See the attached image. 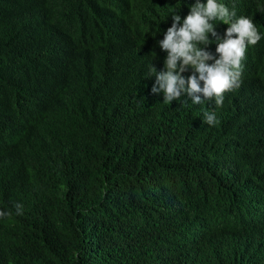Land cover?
Instances as JSON below:
<instances>
[{
    "label": "trees",
    "instance_id": "trees-1",
    "mask_svg": "<svg viewBox=\"0 0 264 264\" xmlns=\"http://www.w3.org/2000/svg\"><path fill=\"white\" fill-rule=\"evenodd\" d=\"M220 2L264 31V0ZM194 3L0 0V264H264L247 241L264 227V109L242 108L245 86L221 107L151 91L171 14Z\"/></svg>",
    "mask_w": 264,
    "mask_h": 264
},
{
    "label": "clouds",
    "instance_id": "clouds-1",
    "mask_svg": "<svg viewBox=\"0 0 264 264\" xmlns=\"http://www.w3.org/2000/svg\"><path fill=\"white\" fill-rule=\"evenodd\" d=\"M171 15L172 24L164 38L158 41L167 51L164 70L157 72L153 67L154 71L149 75H155L156 80L151 91L162 92L166 103L178 100L186 93L193 104L214 100L216 107H221L225 93H235L245 86L242 108L253 112L264 109L263 63L249 58L250 53L256 54L264 47V31L257 29L253 19L243 15L237 17L235 8L229 9L220 0H207L206 3L195 0L183 19L178 12ZM213 21L228 25L224 34L216 32ZM209 33L217 45L216 56L205 50V46L213 42ZM189 69L191 75L187 78L181 75ZM204 121L210 126L218 123L215 113L210 111L204 113ZM16 214H23L19 204L16 205ZM10 215L0 211V218ZM247 241L255 250L264 241V227L256 238L252 231H247ZM220 244V234L211 230L204 251L219 249ZM233 257L229 256L230 259Z\"/></svg>",
    "mask_w": 264,
    "mask_h": 264
}]
</instances>
